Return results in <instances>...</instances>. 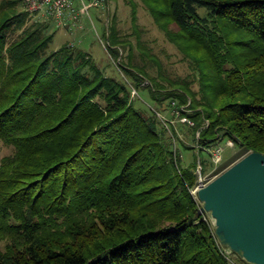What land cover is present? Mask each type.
<instances>
[{"label": "trees", "instance_id": "obj_1", "mask_svg": "<svg viewBox=\"0 0 264 264\" xmlns=\"http://www.w3.org/2000/svg\"><path fill=\"white\" fill-rule=\"evenodd\" d=\"M141 1L190 74L167 72L132 0L133 40L114 15L101 29L124 77L69 41L50 48L49 21L8 42L24 13L0 0V264H232L190 188L211 144L264 154V0Z\"/></svg>", "mask_w": 264, "mask_h": 264}, {"label": "rangeland", "instance_id": "obj_2", "mask_svg": "<svg viewBox=\"0 0 264 264\" xmlns=\"http://www.w3.org/2000/svg\"><path fill=\"white\" fill-rule=\"evenodd\" d=\"M87 1V0H84ZM73 3H78L80 5V0H72ZM135 6V16L136 22L139 27L143 30L142 40L146 45L151 48L152 52L162 61L163 66L166 68L167 72L172 75L183 76L185 74H190L191 69L189 68L187 59L179 52V50L171 43L165 36L164 31H162L153 21L150 13L147 8L144 6L141 0H132ZM13 10L21 11L24 13V19L21 26L17 29L11 27L8 28L6 32L7 41L14 40L21 30L32 23L37 21H49L51 30L54 32L53 41L50 44V48L57 47L63 41H69L74 45H77L81 49L85 50L90 57L104 69V72L108 75L118 77L120 74L124 77L121 71H118L115 65L118 64V58L114 61L106 50V41L102 37L101 29L102 26L107 25V22L110 16L114 15L116 19L117 29L119 34L123 37H128L133 40V36L129 35L130 29V5L127 0H105L99 3L94 4L89 7L87 13L77 12L75 17L65 19L66 24H63V27H60L62 23L58 22L54 18H46L44 16H32L29 15L23 8L21 0H16V3L13 5ZM202 8L199 9V12H202ZM77 18V19H76ZM76 19L74 24L71 22ZM80 25V27L78 26ZM69 26H71L69 28ZM168 28L171 31L177 30V25L175 23H169ZM122 55H125V51H122ZM120 72V73H119ZM153 73V72H150ZM192 88L195 90L197 84H193ZM131 94H135V91H131ZM144 101H147L146 97H143ZM135 104H138L137 100ZM170 113L168 108L161 111V114L157 112V115L163 120V123H169L174 126L176 139L187 143L189 145L194 144L192 130L187 125L180 124L182 116L179 114ZM179 119V120H178ZM182 121V120H181ZM197 135V132H195ZM225 140V139H224ZM224 140L219 142L224 144ZM12 151L10 146L5 145L0 140V159ZM205 152L201 151V157H205ZM247 152L239 146L234 144L231 147L224 146L222 153V160L216 166L210 164L208 157L207 168L204 172H201L205 180H210L220 172H222L229 165L237 161ZM184 161L188 163L190 160L191 153L184 151ZM196 179L195 185L190 188V193L197 199L195 194V186L197 185V168L195 170ZM198 200V199H197ZM199 206L201 202L198 200ZM205 218L208 220L211 228H214L213 219L210 216L208 211L203 212ZM214 232V231H213ZM215 235V234H214ZM216 237V236H215ZM217 239V238H216ZM218 245L225 254L228 261L232 264H250L239 254L232 251L228 246L219 243Z\"/></svg>", "mask_w": 264, "mask_h": 264}, {"label": "water", "instance_id": "obj_3", "mask_svg": "<svg viewBox=\"0 0 264 264\" xmlns=\"http://www.w3.org/2000/svg\"><path fill=\"white\" fill-rule=\"evenodd\" d=\"M195 194L208 211L219 243L250 264H264V154L249 151Z\"/></svg>", "mask_w": 264, "mask_h": 264}, {"label": "built area", "instance_id": "obj_4", "mask_svg": "<svg viewBox=\"0 0 264 264\" xmlns=\"http://www.w3.org/2000/svg\"><path fill=\"white\" fill-rule=\"evenodd\" d=\"M103 0H80V5L77 8L79 13H87L89 7L93 6L96 3L102 2ZM24 10L32 16H44L46 18H54L58 22L62 23L63 20L75 17V11L73 7L72 0H21ZM134 91V90H133ZM171 104H174L171 102ZM178 114L177 110H173ZM159 116V115H158ZM182 121H187L185 117L181 118ZM234 145L233 141L230 139H225L224 144L221 145L220 142L211 144L205 149L209 161L213 166H216L222 160V153L224 146L231 147ZM197 187L204 185L207 180L202 176L200 172L199 165L197 166ZM194 190V191H195Z\"/></svg>", "mask_w": 264, "mask_h": 264}, {"label": "crops", "instance_id": "obj_5", "mask_svg": "<svg viewBox=\"0 0 264 264\" xmlns=\"http://www.w3.org/2000/svg\"><path fill=\"white\" fill-rule=\"evenodd\" d=\"M73 3V2H72ZM78 6H79V4L78 3H73V7H74V11H75V16H76V14H77V8H78ZM72 19V18H71ZM77 19V18H76ZM76 19H74L72 22H71V24H74L75 22V20ZM63 24H66V22H65V20H64V22L60 25V27H63ZM76 24V23H75ZM79 27H80V25H78ZM71 26H69V28H70Z\"/></svg>", "mask_w": 264, "mask_h": 264}]
</instances>
